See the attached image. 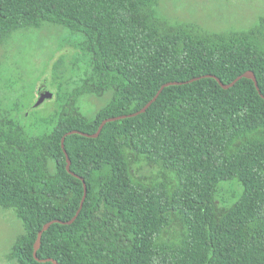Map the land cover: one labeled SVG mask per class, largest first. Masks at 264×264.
<instances>
[{"label": "trees", "instance_id": "1", "mask_svg": "<svg viewBox=\"0 0 264 264\" xmlns=\"http://www.w3.org/2000/svg\"><path fill=\"white\" fill-rule=\"evenodd\" d=\"M159 0H0V40L59 25L85 60L32 134L0 106V206L23 231L18 264H264V16L208 31L169 23ZM59 62L55 64L58 67ZM202 76L191 82L192 78ZM142 113L108 121L142 108ZM60 89V88H59ZM111 92L92 116L78 98ZM70 170L66 169V156ZM155 167L145 176L139 167ZM81 177V178H80ZM229 182V183H228ZM238 189L234 188V185Z\"/></svg>", "mask_w": 264, "mask_h": 264}, {"label": "rangeland", "instance_id": "2", "mask_svg": "<svg viewBox=\"0 0 264 264\" xmlns=\"http://www.w3.org/2000/svg\"><path fill=\"white\" fill-rule=\"evenodd\" d=\"M157 9L169 23L188 22L208 31H219L251 26L264 16V0H159ZM71 37L68 29L47 23L0 40V106L32 134L43 131L45 125L41 120L58 108L57 93L74 89L83 74L85 60ZM42 92L51 96L39 102ZM110 97V91L84 94L78 98V106L83 114L92 116ZM138 171L145 176L159 174L157 168L146 165ZM234 188L238 186L235 184ZM22 231L14 211L0 206V264H18L9 258V253Z\"/></svg>", "mask_w": 264, "mask_h": 264}, {"label": "water", "instance_id": "3", "mask_svg": "<svg viewBox=\"0 0 264 264\" xmlns=\"http://www.w3.org/2000/svg\"><path fill=\"white\" fill-rule=\"evenodd\" d=\"M205 76H208V77H213L217 80V82L220 84V86L222 88H229L231 86H233L240 78L242 77H245V78H250L253 80L254 82V85H255V88L256 90L258 91V93L264 98V95L261 93V91L259 90V86H258V82H257V79L255 77V74L253 71L251 70H247L245 72H243L242 74H239L238 76H236L231 82L229 83H223L217 76L213 75V74H207ZM202 76H199V77H196V78H192L190 80H187L185 82H191L195 79H198ZM183 82L181 81H169V82H165L163 83L159 89L157 90V92L155 93V95L142 107L140 108L139 110L135 111V112H132V113H129V114H122V115H118V116H114V117H109V118H105L101 121V123L99 124L98 126V129L96 130L95 133H87V132H83V131H80V130H76V129H73V130H70L68 132H66L65 135L67 134H71V133H79L81 135H84V136H87V137H96L98 136V134L100 133L102 127L104 126V124L108 121H112V120H116V119H120V118H124V117H131V116H135L139 113H142L144 112L149 106L150 104L157 98V96L159 95V93L162 91V89L165 87V86H168V85H172V84H182ZM51 96V93L49 92H42L40 94V98H39V102H41L45 97H50ZM64 136H62L61 138V146L63 148V151L65 153V156H66V169L72 173L73 175H75L76 177H79V175L73 173L71 170H70V159L68 157V154L66 152V150L64 149ZM81 178V177H80ZM85 194H86V187H85V184H84V194H83V197L81 199V202H80V205H79V208L77 209V211L75 212V214L68 220L66 221H63V220H59V219H53V220H49L47 222H45L42 227L38 230L37 232V236H36V239L34 241V244H33V257L38 260V261H51L53 264H58L56 260L52 259V258H45V259H40L38 256H37V250L40 246V242H41V236H42V233L47 230L49 228V226L54 223V222H59V223H63V224H69L71 222L74 221V219L77 217L79 211H80V208L82 206V203L84 201V198H85Z\"/></svg>", "mask_w": 264, "mask_h": 264}]
</instances>
